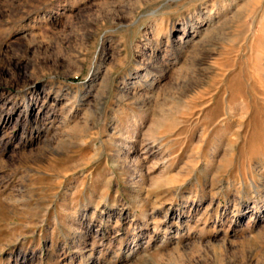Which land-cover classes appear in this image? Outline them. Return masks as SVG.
Returning <instances> with one entry per match:
<instances>
[{
  "label": "rangeland",
  "instance_id": "374dc122",
  "mask_svg": "<svg viewBox=\"0 0 264 264\" xmlns=\"http://www.w3.org/2000/svg\"><path fill=\"white\" fill-rule=\"evenodd\" d=\"M0 264H264V0H0Z\"/></svg>",
  "mask_w": 264,
  "mask_h": 264
}]
</instances>
